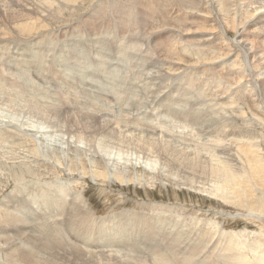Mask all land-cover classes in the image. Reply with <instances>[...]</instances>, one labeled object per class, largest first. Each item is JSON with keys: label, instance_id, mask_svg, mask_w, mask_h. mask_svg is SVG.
I'll list each match as a JSON object with an SVG mask.
<instances>
[{"label": "rangeland", "instance_id": "374dc122", "mask_svg": "<svg viewBox=\"0 0 264 264\" xmlns=\"http://www.w3.org/2000/svg\"><path fill=\"white\" fill-rule=\"evenodd\" d=\"M183 263L264 264V0H0V264Z\"/></svg>", "mask_w": 264, "mask_h": 264}, {"label": "bare ground", "instance_id": "6f19581e", "mask_svg": "<svg viewBox=\"0 0 264 264\" xmlns=\"http://www.w3.org/2000/svg\"><path fill=\"white\" fill-rule=\"evenodd\" d=\"M122 8H124V7H122ZM127 10V9H126ZM121 11V10H120ZM119 11V12H120ZM121 13V12H120ZM123 13V12H122ZM148 13V12H147ZM152 13V12H151ZM217 13V12H216ZM119 14V13H118ZM121 16V15H120ZM148 17V16H147ZM151 17V16H150ZM92 19V18H91ZM109 22V21H108ZM131 22V21H130ZM92 23V22H91ZM133 24H134V22H133ZM90 25V24H89ZM113 26V25H112ZM9 29V28H8ZM74 29V28H73ZM85 31V30H84ZM199 35V34H198ZM262 41V40H261ZM122 45V44H121ZM193 47V46H192ZM125 110V109H124ZM70 117V116H69ZM83 120V119H82ZM89 128V127H88ZM105 128V127H104ZM108 128V127H107ZM94 129V128H93ZM96 130V129H95ZM148 130V129H147ZM146 130V131H147ZM133 131V130H132ZM230 134V133H229ZM115 135V134H114ZM117 138V137H116ZM250 138V137H249ZM128 139V138H127ZM87 140V139H86ZM88 146V145H87ZM165 157V156H164ZM193 165V164H192ZM198 167V166H197ZM193 170H195V169H193ZM57 202V201H56ZM46 206V205H45ZM154 218V217H153ZM152 219V218H151ZM172 222V221H171ZM175 222V221H174ZM6 229V228H5ZM217 234V233H216ZM224 235H227V233L226 234H224ZM53 236V235H52ZM52 236H51V238H52ZM208 236V235H207ZM227 236H229V235H227ZM203 237V236H202ZM211 237V236H210ZM234 237V236H233ZM233 237H231L230 239H232ZM49 238V237H48ZM51 238H49L50 240H51ZM180 238V237H179ZM224 238V237H223ZM225 238H226V236H225ZM228 238V237H227ZM238 238V237H237ZM39 239V238H38ZM57 239V238H56ZM203 239V238H202ZM230 239H229V241H230ZM235 239V238H234ZM53 240V239H52ZM60 240H62V239H60ZM228 240V239H227ZM226 240V241H227ZM214 241V240H213ZM232 241V240H231ZM51 242V241H50ZM56 242H59V241H56ZM171 242V241H170ZM233 242V241H232ZM237 242V241H236ZM239 242V241H238ZM52 243H55V242H53L52 241ZM231 243V242H230ZM243 244V243H242ZM227 245H228V243H227ZM233 245V244H232ZM232 245H230L231 247H233ZM229 246V245H228ZM238 249H239V247H237ZM236 249V248H235ZM39 250V249H38ZM169 252V251H168ZM171 252V251H170ZM200 252V251H199ZM235 252V251H234ZM241 253V252H240ZM215 254V253H214ZM179 255V254H178ZM238 256V255H237ZM204 257V256H203ZM222 257V256H221ZM169 258V257H168ZM173 258V257H172ZM28 259V258H27ZM205 260V259H204ZM8 261V260H7ZM209 261H210V259H209ZM176 262V261H175ZM178 262V261H177ZM189 262V261H188ZM186 263V262H185ZM210 263V262H209ZM184 264V263H183Z\"/></svg>", "mask_w": 264, "mask_h": 264}]
</instances>
